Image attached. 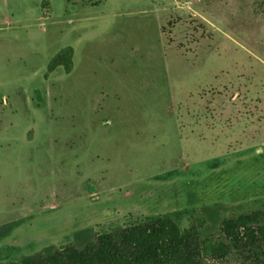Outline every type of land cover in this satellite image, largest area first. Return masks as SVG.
I'll list each match as a JSON object with an SVG mask.
<instances>
[{
    "label": "rangeland",
    "instance_id": "1",
    "mask_svg": "<svg viewBox=\"0 0 264 264\" xmlns=\"http://www.w3.org/2000/svg\"><path fill=\"white\" fill-rule=\"evenodd\" d=\"M258 210L264 0H0V263Z\"/></svg>",
    "mask_w": 264,
    "mask_h": 264
},
{
    "label": "trees",
    "instance_id": "2",
    "mask_svg": "<svg viewBox=\"0 0 264 264\" xmlns=\"http://www.w3.org/2000/svg\"><path fill=\"white\" fill-rule=\"evenodd\" d=\"M74 49L66 48L50 69L73 67ZM215 234L182 231L170 217L146 219L97 236L85 246L47 248L44 253L0 264H205L240 256L245 264H264V210L223 219L212 215ZM208 264V263H207Z\"/></svg>",
    "mask_w": 264,
    "mask_h": 264
}]
</instances>
